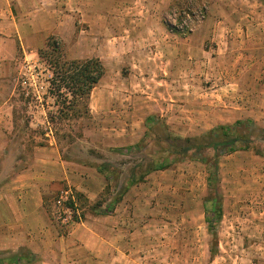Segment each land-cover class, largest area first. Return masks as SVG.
I'll use <instances>...</instances> for the list:
<instances>
[{
    "label": "rangeland",
    "instance_id": "obj_1",
    "mask_svg": "<svg viewBox=\"0 0 264 264\" xmlns=\"http://www.w3.org/2000/svg\"><path fill=\"white\" fill-rule=\"evenodd\" d=\"M9 4L12 12L0 17V264L18 256L17 264H264V157L252 150L218 157L215 190L207 163L186 157L130 186L112 212L91 209L98 199L104 209L131 167L157 149L149 140L140 151L127 149L144 136L148 117L181 138L237 120L264 127V40L256 34L251 47L256 87H223L221 65L229 61L218 57L222 40L240 33L217 24L242 19L236 6L254 10L263 22L264 0H5ZM49 37L61 43L66 58H98L104 65L87 116L47 122L58 107L38 49ZM147 39L163 43L145 45ZM247 45L230 41L231 56ZM178 51L189 55L198 76L199 87L189 94L173 87L175 68L185 65ZM205 58L207 66H197ZM201 67L207 77H199ZM30 74H38V86L17 87L19 77ZM45 156L52 162H43ZM99 165L115 178L109 192ZM29 167L69 173L66 180L42 178L40 189L29 190L30 212L21 211L15 188L5 186ZM74 191L84 197L75 199L77 209L65 204L74 201ZM213 197L221 215L210 230L206 213Z\"/></svg>",
    "mask_w": 264,
    "mask_h": 264
},
{
    "label": "trees",
    "instance_id": "obj_2",
    "mask_svg": "<svg viewBox=\"0 0 264 264\" xmlns=\"http://www.w3.org/2000/svg\"><path fill=\"white\" fill-rule=\"evenodd\" d=\"M38 56L39 62L44 65V72L49 73L45 82L47 83L48 92L54 97V104L58 107L56 114L47 113V122L58 123L64 119H77L87 116L90 111L88 104L90 93L105 72L103 63L98 58H66L61 43L52 37L46 40L44 48L38 49ZM37 79L38 74L36 77L33 74L22 75L19 77L17 87H30L28 89L37 87ZM145 125L147 131L144 136L127 149L130 150V153L140 151L147 146V140L158 146L157 149L148 152L147 157L145 156L139 163L135 164L136 167H131L129 177L124 184L117 183L116 195L104 209H101L103 201L98 199L91 206L92 213L105 215L112 212L114 206L122 199L130 186L142 182L150 172L166 169L186 157L199 159L207 163L210 170L208 185L214 190L217 188L216 183L218 180L217 159L221 155L252 150L256 155L264 157V127H257L251 119L237 120L232 124H220L204 134L185 138L172 136L165 123L159 124V120L155 122L152 116L146 118ZM156 129H159V134L156 133L155 136ZM56 130H59V127ZM50 131H53V128ZM53 133L55 134L56 131L54 130ZM256 140H260L262 145L255 144ZM119 150L122 151L121 148ZM209 150L213 151L210 157L204 155ZM98 171L103 174L106 180L104 190L109 192L110 183L115 178L104 165H99ZM73 197L74 201L69 198L65 204L77 209L75 199L79 200L84 197L81 193L75 191ZM46 200L44 196V206ZM218 202L213 197L210 209L206 213V222L210 230L214 228V220L221 215L219 205L214 207ZM78 218L80 217L74 215L75 221ZM21 258V256L16 257L10 264L19 263Z\"/></svg>",
    "mask_w": 264,
    "mask_h": 264
},
{
    "label": "crops",
    "instance_id": "obj_3",
    "mask_svg": "<svg viewBox=\"0 0 264 264\" xmlns=\"http://www.w3.org/2000/svg\"><path fill=\"white\" fill-rule=\"evenodd\" d=\"M4 4H5V0H0V17H3L5 14L6 15L9 14V12L10 13L12 12L11 5L9 4V6L6 7ZM238 8L239 7L236 6V9L234 8V10L236 11V13L239 14V16L240 14L242 15V19L231 20V21L230 20L227 21L226 19H223V20L217 21L218 26L222 27V29H224L226 33L230 31L231 29H237L236 34L240 33L238 37L235 34H229L230 37H225V39L222 40L224 41L223 44L225 46L222 49V51H220L221 54L218 55V57L219 59H224L225 62L229 61L228 66L226 68L224 67L223 64L221 65V74H222V78L224 79L223 87H256V77L258 75L256 73L255 65H256L257 59L255 56V51H253L251 47L255 43L254 41H255L256 34H258L259 37H261L260 39L264 40V29L262 30V28H264V21L259 22L256 20V18H254V16L252 15V13H254V10L248 9V12L244 13L241 10L243 9V7H240L239 10L237 11ZM0 23L1 24L3 23V18L0 20ZM149 40L150 39H147V43L145 45L156 42V44H158L157 46H159V45H162L160 44L161 42L163 43V41L160 42L159 39L158 40L153 39L151 41ZM230 41L235 42V43L238 42L239 45L241 44V42H247L248 50L245 51L246 48H244L243 50H239L238 54L232 57L231 56L232 54L229 51ZM218 47L220 48L221 45L219 44ZM155 49H156V46H155ZM204 52L207 54V50L206 51L204 50ZM147 55L152 56L153 58L151 59L153 60L154 58H156L154 57L152 50L150 52H147ZM164 58H166V56H164ZM176 58H177V61L178 60L184 61L185 65H184V68L179 67L181 69L175 68L174 73H175V76L177 77H176V81L173 87H185L186 94H189L191 91V87H199V86H196L198 76L195 74L196 73L195 68L192 67V62L189 60L190 57L189 55H187V53L182 54L178 51V54H176ZM230 58L232 59V61H230ZM169 60L172 62V55H170ZM207 61H208L207 58L203 60L199 59L200 65H197V66H201V64H204V67H206ZM136 65L134 64L133 66H136ZM203 74L205 77H207L208 70L202 69L199 77L202 78ZM129 75H135L134 67H131V72H129ZM169 76H170L169 78L170 82L168 83V85L169 87H172V68L170 69ZM161 81H166V80L161 79ZM200 87H203L202 84L200 85ZM39 159L40 158H35L34 163L38 162ZM42 160L43 162H47V163L52 162L47 156H45ZM56 173L52 175L51 172L48 173V172L37 171V170H34V168L30 169V167L25 168V169L17 171L14 174L12 181L6 183L5 186H7V188H10V187L15 188V190L18 192L19 196L21 197L19 201L21 211H24L27 208L29 209V212H30L31 209L29 208L28 203L26 204L25 202L27 199L26 196L29 194V190L35 191V188L40 189V187H42L41 186L42 178L46 181H49L55 178L66 180L69 177V173L66 169L58 170V172L56 171ZM37 206H38L37 208H39L40 204Z\"/></svg>",
    "mask_w": 264,
    "mask_h": 264
}]
</instances>
